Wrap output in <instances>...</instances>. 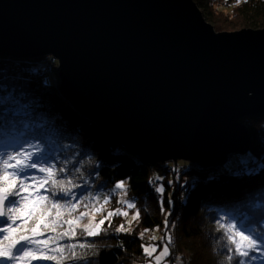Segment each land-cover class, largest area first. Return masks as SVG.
<instances>
[{"label": "water", "instance_id": "95a60500", "mask_svg": "<svg viewBox=\"0 0 264 264\" xmlns=\"http://www.w3.org/2000/svg\"><path fill=\"white\" fill-rule=\"evenodd\" d=\"M58 60L62 91L148 158L220 167L264 112V27L216 30L195 0H0V55Z\"/></svg>", "mask_w": 264, "mask_h": 264}, {"label": "trees", "instance_id": "16d2710c", "mask_svg": "<svg viewBox=\"0 0 264 264\" xmlns=\"http://www.w3.org/2000/svg\"><path fill=\"white\" fill-rule=\"evenodd\" d=\"M195 1L218 31L264 27V0H227L228 7L220 2L223 0ZM43 57L0 55V129L7 127L20 142L39 137L42 146L55 157L53 162L69 170L59 178L71 175L81 185L77 195L91 198L81 201L75 210L61 208L56 232H44L36 239L43 241L49 235L55 238L69 230L64 221L71 219L75 221L71 228L76 230V240H80L84 226L78 223L88 210L102 199L108 200L110 208L124 205L112 188L122 179L126 180V193L134 205L130 208L139 213L137 221L127 226L121 214L106 217L100 234L87 237L93 247L83 252L76 249L78 255L87 256L89 264H143L148 258L143 251L145 242L153 240L148 230L158 229L164 239L169 234L171 252H181V264H227L224 232H235L225 222L229 217L264 235V112L243 119L252 135V146L246 154H234L229 160L230 168L226 167L229 161L221 167L202 168L184 159L175 168L167 161L157 162L135 153L125 141L84 114L62 91L58 76L50 73L48 79V73L56 70L50 64L56 58L50 54L44 57L50 65L46 69L39 64ZM91 149L98 152L95 158L88 157ZM241 156L249 159L247 169L239 162ZM158 174L163 192L153 187ZM52 211L49 221L55 217L56 209ZM121 225L125 231H117ZM61 264H68L67 259ZM252 264H264V257Z\"/></svg>", "mask_w": 264, "mask_h": 264}, {"label": "snow or ice", "instance_id": "6c2138e0", "mask_svg": "<svg viewBox=\"0 0 264 264\" xmlns=\"http://www.w3.org/2000/svg\"><path fill=\"white\" fill-rule=\"evenodd\" d=\"M238 159L241 166L247 169L249 159L243 156ZM54 160L55 157L42 146L39 137L20 142L12 136L7 127L0 129V264H24L25 261L29 264L31 261H55L56 264H61L65 259L68 264H89L87 256L78 255L76 249L79 248L83 252L93 247L87 242V237L99 235L104 220L95 225V231L90 226H84L80 240H76V230L71 228L75 221L71 219L64 221L70 226L69 230L55 238L49 235L43 241L36 239L43 236L44 232H56V225L62 215L61 208L75 210L81 201L91 198L83 194L77 195L76 189L81 185L75 183L71 175L67 179L59 178L69 170L66 166L59 167ZM230 164L229 161L226 167L230 168ZM115 189L123 190V182H117ZM157 191L163 192V185H160ZM108 195L110 197L111 193ZM61 201L64 203L61 204ZM125 203L128 207L134 206L131 201ZM21 204L22 206L18 207ZM48 204L51 206L48 207ZM53 209H56L55 217L49 221V217L53 216ZM118 214L121 213L116 210L108 215ZM80 215L82 217L84 213ZM17 220L21 221V224H16ZM225 222L228 223L229 229L235 230L234 233L227 230L224 232L228 242L227 264H233V261L235 264H252L264 257V235L234 217H229ZM217 223L220 224V221ZM41 226L44 231H41ZM220 227L223 228V224H220ZM117 231H125L123 225ZM65 240L76 242L60 243ZM170 241L171 237H168V242ZM169 243H166L160 255L155 257V264H160L161 257L169 255ZM155 250V246L143 249L149 257ZM49 252L54 254H47ZM65 253H68L67 257Z\"/></svg>", "mask_w": 264, "mask_h": 264}, {"label": "rangeland", "instance_id": "374dc122", "mask_svg": "<svg viewBox=\"0 0 264 264\" xmlns=\"http://www.w3.org/2000/svg\"><path fill=\"white\" fill-rule=\"evenodd\" d=\"M42 62L43 61L40 60L39 64L41 66L45 67L46 69H48L46 67V65H42L41 64ZM52 66H54L53 68H56L58 66V60L57 59H56V62L52 61ZM50 73L53 76H58L57 68H56V70L48 73L49 74L48 75V79H51ZM244 154H246V153H244ZM180 160L181 159H179L178 161H180ZM178 161H175V160L172 159V160H169L167 162L171 166H173V167L176 166L177 167V162ZM0 174H2V173H0ZM160 179L162 180L161 175H159V180ZM121 181L123 182V190L115 189V185H116L115 184L112 187L114 189L113 193H117L119 200L122 201L125 206H127V204L125 202L126 201H131V199L127 196V193H126V180L122 179V180H120L118 182H121ZM160 185H162V183L158 184L155 181L154 184H153V187H159ZM106 200L107 199H105V200L102 199L101 203H97L96 206H94L92 209L88 210V212L86 213L85 218L83 220H81L78 224L83 225V226H86V225L90 226L95 231L96 230L95 225L99 224V222L101 220H105L106 217H111L112 215L111 216L108 215L110 212H115L116 210H119V212L121 213V216L122 215L124 216L123 222L126 221L125 225H127V226H129V225L131 226L132 225L133 226V224L137 221V218L134 219V217L137 216L136 211H134L133 209H131L128 206L125 207L124 205H122L119 208H110L112 206H110V204L108 203V200H107V202H105ZM19 206H22V204L18 205V207ZM147 235L149 237H152V239H153V237H155V239H153L150 242H145V247L151 248L152 246H155L156 250L152 253L151 257L148 256V258L146 259V261L143 264H155V257L160 255V253L163 250L164 245L166 243H168V237H170V236L168 234L165 237V239H164V233L163 232L161 233L158 229H155L154 231H152L150 233H147ZM169 250H170L169 251V255L161 257L160 264H181V262H180L181 261V252L178 251V252L172 253L170 245H169Z\"/></svg>", "mask_w": 264, "mask_h": 264}, {"label": "bare ground", "instance_id": "6f19581e", "mask_svg": "<svg viewBox=\"0 0 264 264\" xmlns=\"http://www.w3.org/2000/svg\"><path fill=\"white\" fill-rule=\"evenodd\" d=\"M223 5H224V7H228L229 5H230V3H228L227 2V0H223V1H220ZM51 55V54H50ZM45 56H48V55H45ZM44 56V57H45ZM43 57V56H42ZM43 57V59H45V60H48L47 58H44ZM42 65H47L48 64V62H42L41 63ZM51 64V63H50ZM58 77H59V75H58ZM55 109H52V111H54ZM84 114H86V113H84ZM87 115V114H86ZM87 116H89V115H87ZM90 117V116H89ZM92 119H94V120H96L95 118H93V117H91ZM97 122H98V120H96ZM99 123V122H98ZM100 124V123H99ZM101 125V124H100ZM102 126V125H101ZM130 148L132 149V150H134V152L136 153H139V151H137L135 148H133V147H131L130 146ZM88 157L89 158H95L96 156H97V150L96 149H91V150H89L88 152ZM136 158V157H135ZM149 159H151V160H154V161H157L158 162V160H156V159H154V158H149ZM155 181L158 183V184H160L161 182H160V180L158 179V178H155ZM148 233H150V232H152V230H148L147 231Z\"/></svg>", "mask_w": 264, "mask_h": 264}, {"label": "built area", "instance_id": "2783aa9c", "mask_svg": "<svg viewBox=\"0 0 264 264\" xmlns=\"http://www.w3.org/2000/svg\"><path fill=\"white\" fill-rule=\"evenodd\" d=\"M43 62H44V59L42 60ZM52 64V63H51ZM50 65L48 64V67H49Z\"/></svg>", "mask_w": 264, "mask_h": 264}]
</instances>
